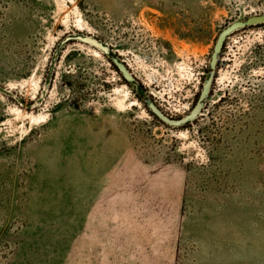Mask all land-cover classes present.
Segmentation results:
<instances>
[{
    "label": "rangeland",
    "instance_id": "374dc122",
    "mask_svg": "<svg viewBox=\"0 0 264 264\" xmlns=\"http://www.w3.org/2000/svg\"><path fill=\"white\" fill-rule=\"evenodd\" d=\"M260 14L264 0H0V264H264V24L225 40L193 122L144 103L186 115L219 32Z\"/></svg>",
    "mask_w": 264,
    "mask_h": 264
},
{
    "label": "water",
    "instance_id": "95a60500",
    "mask_svg": "<svg viewBox=\"0 0 264 264\" xmlns=\"http://www.w3.org/2000/svg\"><path fill=\"white\" fill-rule=\"evenodd\" d=\"M260 24H264V14L252 15L244 19L235 20L227 24L219 32L215 40V43L213 45L212 53H211L209 64H208L209 73L201 85V89H200V92H199V95L197 97L195 104L193 105V107L189 110V112L186 115L178 119L168 117L161 110H159L158 107H156L151 100H149L148 98H144V103L146 104V107L148 108V110L160 122H162L165 125L171 126V127H181V126L187 125L188 123L193 122L201 114L204 103L209 96L211 85H212L213 78H214V73L216 70L217 63H218L219 54L222 50L225 40L228 38L229 35H231L232 33H234L235 31L239 29L254 26V25H260ZM78 40L84 44L90 45L98 49L104 54H108V50L104 46H102L97 40L89 36H79ZM113 63L116 66L117 70L122 75V77L124 78V80H126L127 82H131L133 80L132 76L130 75V73L128 72V70L126 69V67L124 66L122 62L113 60Z\"/></svg>",
    "mask_w": 264,
    "mask_h": 264
},
{
    "label": "trees",
    "instance_id": "16d2710c",
    "mask_svg": "<svg viewBox=\"0 0 264 264\" xmlns=\"http://www.w3.org/2000/svg\"><path fill=\"white\" fill-rule=\"evenodd\" d=\"M113 65V69L117 72L119 78L125 83V84H129L126 80H124V78L122 77V75L120 74V72L117 70L116 66L112 63ZM149 115L154 118L157 122L161 123L152 113L149 112ZM163 124V123H161Z\"/></svg>",
    "mask_w": 264,
    "mask_h": 264
}]
</instances>
